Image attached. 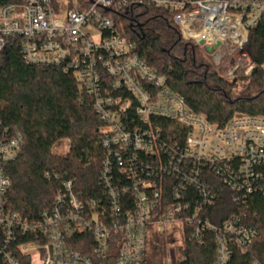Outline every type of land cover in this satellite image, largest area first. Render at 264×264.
<instances>
[{"label": "built area", "instance_id": "obj_1", "mask_svg": "<svg viewBox=\"0 0 264 264\" xmlns=\"http://www.w3.org/2000/svg\"><path fill=\"white\" fill-rule=\"evenodd\" d=\"M138 5L169 11L182 38L222 65L227 78L252 73L247 46L264 17V0H69L64 9L58 0H24L1 7L0 56L10 38H19L26 64L72 71L93 97L107 154L102 192L78 194L76 179L64 174L53 205L29 218L7 205L12 179L5 165L20 152L22 133L0 138V264H20L21 254L32 261L37 255L41 264H107L116 246L115 264H141L153 226L183 234L190 226L197 240L206 229L215 231L218 262L226 263L230 242L246 248L258 237L241 214L218 224L207 207L223 196L216 178L232 189L235 202L240 192H264V115L236 113L218 126L193 111L134 52L135 43L111 16ZM156 118L185 126L183 142L169 141ZM62 140L71 147L69 138ZM60 141L52 150L66 156ZM88 235L92 253L74 246L89 244Z\"/></svg>", "mask_w": 264, "mask_h": 264}, {"label": "trees", "instance_id": "obj_2", "mask_svg": "<svg viewBox=\"0 0 264 264\" xmlns=\"http://www.w3.org/2000/svg\"><path fill=\"white\" fill-rule=\"evenodd\" d=\"M24 0H0V8ZM120 31L135 43L134 52L159 74L168 86L180 94L196 113L223 126L236 113L264 115V17L253 28L248 51L255 67L244 92L233 97L237 80L227 79L216 70L194 42L184 40L172 21L169 11L138 5L114 11L111 15ZM169 141L183 142L187 128L176 120L156 118ZM102 126L93 106V97L80 84L72 71L58 66L26 64L21 40L10 38L0 56V138L22 133L23 142L17 157L5 165L12 179L7 205L24 217L33 218L53 205L63 184L62 175L74 178L78 194L94 196L102 192L101 168L107 151L98 129ZM69 138L71 147L66 156L53 152L54 144ZM49 172V176L47 173ZM60 174V178H56ZM215 188L223 196L207 207L209 217L222 223L233 212L258 228L259 235L246 248L230 242L231 257L226 263L217 259L216 232L206 229L202 240L184 230L181 257L175 264H264V192H234L221 179ZM236 195V194H235ZM74 246L92 253L93 239ZM117 247L112 249L107 264L116 263ZM156 255L160 246L154 247ZM20 264H32L29 254H21ZM141 264H157L148 254Z\"/></svg>", "mask_w": 264, "mask_h": 264}, {"label": "rangeland", "instance_id": "obj_3", "mask_svg": "<svg viewBox=\"0 0 264 264\" xmlns=\"http://www.w3.org/2000/svg\"><path fill=\"white\" fill-rule=\"evenodd\" d=\"M62 8H66L69 0H58ZM17 12L21 13L22 9L19 7L17 9ZM200 48V47H199ZM201 50V48H200ZM204 53V52H203ZM205 54V53H204ZM206 58H208V62L210 61L216 70L223 73V75L227 78L225 73V68L222 65H219L217 62H215L210 56L207 54ZM244 76L249 75H242V76H235L233 78H227L229 80H237V84L234 88L233 97H236L240 94H242L245 90L244 85L247 84V81H242L241 78ZM246 86V85H245ZM59 151L61 153H68L70 148V143L67 141H60L59 142ZM58 152L57 150L55 151ZM157 226H153L150 231V236L147 240V254L148 257H150L155 263L157 264H175L178 260V258L181 257V246L184 244V234L182 229L179 230L177 227L169 226L166 233H163L162 230L159 228H156ZM158 244L160 246V251H158L156 255V251L154 250V247ZM32 264H41V261L39 259V256H35Z\"/></svg>", "mask_w": 264, "mask_h": 264}]
</instances>
